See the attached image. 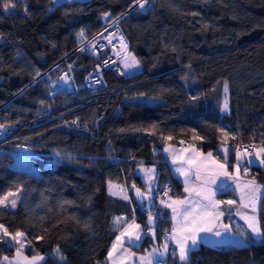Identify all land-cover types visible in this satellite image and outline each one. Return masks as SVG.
Listing matches in <instances>:
<instances>
[{
    "label": "trees",
    "instance_id": "trees-1",
    "mask_svg": "<svg viewBox=\"0 0 264 264\" xmlns=\"http://www.w3.org/2000/svg\"><path fill=\"white\" fill-rule=\"evenodd\" d=\"M114 18L139 69H106L99 88L50 93L64 68L60 56ZM72 59L78 74L97 61L87 51L71 52ZM1 115L20 124L0 139V196L10 205L16 199L14 208L0 204V223L25 234L22 249L43 254L38 264H103L113 216L127 209L124 217L143 227L147 210L111 196L107 183H139L138 167L147 164L157 176L152 189L166 185L177 195L181 183L164 145L179 139L204 150L227 143L231 160L235 150L246 152L237 145L254 144L248 174L263 185L264 230V156L255 155L264 148V0H149L145 10L133 0H0ZM72 116L91 121L89 128L64 122ZM19 150L38 173L12 164ZM156 209L155 235L167 238L168 211ZM152 240L147 233L141 245ZM14 247L0 235V264ZM160 261L264 264V239L199 242L185 261Z\"/></svg>",
    "mask_w": 264,
    "mask_h": 264
},
{
    "label": "crops",
    "instance_id": "crops-1",
    "mask_svg": "<svg viewBox=\"0 0 264 264\" xmlns=\"http://www.w3.org/2000/svg\"><path fill=\"white\" fill-rule=\"evenodd\" d=\"M164 152L168 158L169 167L171 172L178 178L180 181V192L177 195L168 193L166 196L161 198L155 205L151 203V189L157 183V176L155 168L152 165L140 164L138 167V172L140 174L141 181L139 183H132L131 185H123L120 182L110 181L107 183V192L113 197H119L125 200L129 205L134 204L137 206H143L147 210L143 213L142 218L148 224L149 229L144 231L142 227V222L138 219H134L135 224L140 225L139 231L141 232V239L138 242H135V245L125 243V247L129 249L130 252L135 253L131 259H126L123 262L117 261V264H140L139 257L147 256L149 253H152L153 249H157L153 255L155 260L153 264H156L157 260H164L165 257L169 255L170 258H179L178 248L173 239V228L178 226L181 220L180 212L182 208L180 205H173L177 208V213H173L172 208L167 207V204H172L176 200H188L191 201H201L202 197L197 195V191L202 187L207 189L210 188L215 192L214 199L221 202H226L228 200L236 201L233 205H228L227 203L220 204V211H223L224 215L220 217L219 221L214 225L213 232L200 233V236L203 237L199 242H206L211 245L223 246L231 244H244L249 242L252 239L250 235V230H247L246 221L242 218L244 214H251L249 208L243 207L245 203L250 201H255L257 213L259 208L260 196L263 190V185L254 179V177L248 174L251 164L254 160L252 155H244L239 160V171L237 172L234 165L237 164V152L245 153V151L235 150L232 160L229 159L230 147L227 143L219 144L214 150L197 147L193 143H190L186 140L179 139L174 142H167L164 145ZM208 153H212V156L209 157ZM249 161H252L249 163ZM226 164L227 172L231 173L232 176H236V179L231 177H226L223 175L217 176L216 173L224 171L219 165ZM200 165V175L197 178L196 175V166ZM184 169V172L178 171L177 169ZM245 168H247V173H245ZM151 170V171H149ZM215 176V183H209L210 179ZM254 181L255 184L252 186H247L248 182ZM221 182H224L223 184ZM137 189L141 193L137 195ZM188 189V191H185ZM224 192V193H223ZM127 196L128 199H124V196ZM243 196V200L241 199ZM163 201V203H162ZM207 203V201H203ZM190 206V205H189ZM157 207L167 209L168 215L170 217V222L168 229L170 230L169 237L165 238L161 235V232L158 235H155L156 232V217H157ZM187 207V206H186ZM201 205L198 204L196 211H200ZM120 211L128 212L127 209H121ZM116 213L111 220V228L114 230V237L110 243V246L106 252L105 258L103 259V264H112V260L116 259V255L112 258H108V252L112 247L113 242L116 239V236L119 235V232L127 225L133 222V220H128L126 217L122 216L120 213ZM240 213V215L237 214ZM119 219V222L117 221ZM150 218L152 223H150ZM228 226V231L225 232L224 226ZM241 230H247L249 232L248 236H240ZM220 231L221 236H215L214 232ZM149 234L153 240L149 243L148 246L141 245L142 238L145 234ZM257 238V237H255ZM167 246V252L163 256L160 253L164 252V247ZM173 249H177L175 254H173ZM24 251V250H23ZM25 252V251H24ZM43 256V254H38ZM8 257V261H2V264H24L21 259L14 258L13 254L4 255ZM40 261L37 262V264Z\"/></svg>",
    "mask_w": 264,
    "mask_h": 264
},
{
    "label": "snow or ice",
    "instance_id": "snow-or-ice-1",
    "mask_svg": "<svg viewBox=\"0 0 264 264\" xmlns=\"http://www.w3.org/2000/svg\"><path fill=\"white\" fill-rule=\"evenodd\" d=\"M133 3L137 5L141 10H145L146 5L149 4V0H133ZM15 5H11L8 2L4 3V8L7 9L9 7H14ZM82 35V33H81ZM126 48V45H125ZM107 63V61H105ZM139 64V61L136 59L135 56H126L125 57V67H133ZM39 75V73H38ZM64 79H68L67 74L65 75ZM227 91V84H225V92ZM225 109H227V101L224 105ZM5 126L0 125V129H3ZM253 153L251 151H247L245 153L237 152V164L234 165L237 172L239 171L240 165L239 160L244 155H252ZM59 155V153H57ZM255 155L259 158L261 156H264V148H261L258 152L255 153ZM208 156L211 157L212 153H208ZM252 161H249L251 163ZM260 163L264 165V159L260 160ZM221 169H224V171L216 173L217 176L223 175L226 177H231L232 179H236V176H232L231 173L227 172L226 164L219 165ZM178 171L184 172V169H177ZM151 171V170H149ZM245 173H247V168H245ZM196 175L197 178H199L200 175V165L196 166ZM209 183H215V176H213ZM222 184L224 182H221ZM254 181L248 182L247 186L254 185ZM185 191H188V189H185ZM141 193L137 189V195H140ZM11 195V194H9ZM197 195H200L202 197L201 201H191L188 200H176L173 201L172 204H167V207L172 208L173 213H177V208L173 207V205H180L182 208V211L180 212L181 220L179 222L178 226H174L173 228V239L175 241V244L178 248L179 252V259L181 261H185L188 257V254L190 251H192L196 245L197 241L202 240L203 237L200 236V233H208L213 232L214 225L219 221L220 217L224 215L223 211H220V204L221 203H227L228 205H233L236 203L234 200H228L226 202L217 201L214 199L215 192H213L210 188H201L197 191ZM0 199V204H4L5 200ZM124 199H128V197L125 195ZM241 199L243 200V196H241ZM203 201H207V203H203ZM163 203V201H162ZM200 204L201 208L200 211H196L197 205ZM190 205V206H189ZM11 207H16V199L13 198L11 200ZM187 206V207H186ZM243 207L249 208L251 210V214H244L242 218L246 221L247 230H250V235L252 238L260 237L261 239H264V230H262L261 227V221L259 219L256 203L255 201H250L248 203H245ZM238 215H240L239 212H237ZM120 218H117V221L119 222ZM151 223V218L150 221ZM140 225L135 224V221L133 220L132 223L127 224L120 232L119 235L116 236L115 241L112 244L111 249L108 252V258H112L114 254L116 255V259L112 260V264H117V261L123 262L126 259H131L133 256H135V253H132L129 251L128 248L125 247V243L135 245V242L140 241L141 239V232L139 231ZM0 230L3 231L5 235H9L8 230L4 228L3 225H0ZM225 232L228 231V226H224ZM247 230H241L240 236H248L249 232ZM215 236H221L220 231L214 232ZM14 241L17 245L16 248V255L17 257H20L22 255L20 249L24 247V243L26 241L25 234L22 232L17 231L14 235H11L10 241H7V243L11 244V242ZM177 249H173V254H175ZM157 249H153L152 253H149L147 256H140L139 261L140 264H153V261L156 259L153 253H155ZM57 252H59V249H57ZM167 252V246L164 247V252L160 253L161 256L164 255V253ZM4 261H8V257L3 258ZM23 259L27 260V257H23ZM43 256L34 255L31 260L29 261V264H37L38 261L43 260ZM60 259L63 261L65 258L61 255Z\"/></svg>",
    "mask_w": 264,
    "mask_h": 264
},
{
    "label": "built area",
    "instance_id": "built-area-1",
    "mask_svg": "<svg viewBox=\"0 0 264 264\" xmlns=\"http://www.w3.org/2000/svg\"><path fill=\"white\" fill-rule=\"evenodd\" d=\"M111 19L94 33L83 38L74 48L64 53L58 61L64 62V68L58 73L56 77V85L50 90V93L58 90L65 89L73 91L77 94L80 88L94 89L103 86L104 81L102 78V72L106 69L111 70L114 74H123V68L121 66V58L128 50V42L123 35L120 27ZM126 45V48H125ZM76 51L77 54L87 51L97 57V61L93 67L81 74L76 73L73 65V60H67V56ZM107 61V63H105ZM98 65V68H96ZM41 73V72H40ZM67 74L68 79H64ZM48 113V110L44 109L36 114V117H43ZM64 122L72 125L75 128H82L84 130L89 128L91 121H82L78 116H72L64 119ZM19 119L16 121L6 119L4 115L0 116V125H4L3 129H0V139L10 134L17 126H19ZM238 150L245 149L247 151L254 150V144L252 142L241 143L237 145ZM169 192V188L166 185L155 187L151 190V200L159 201ZM140 211L144 212L145 209L140 207ZM122 216H125V212H120ZM138 216L137 212H132L130 219ZM143 229L147 231L149 226L147 223L143 225ZM164 236H169L170 231L163 229ZM156 264H163L160 260L156 261Z\"/></svg>",
    "mask_w": 264,
    "mask_h": 264
},
{
    "label": "rangeland",
    "instance_id": "rangeland-1",
    "mask_svg": "<svg viewBox=\"0 0 264 264\" xmlns=\"http://www.w3.org/2000/svg\"><path fill=\"white\" fill-rule=\"evenodd\" d=\"M126 56H134V55H133L131 52L127 51V52L122 56V58H121V66H122V68H123L124 73H125V74H129V73H132V72L137 71V70L139 69V67H140L139 64L136 65V66H133V67H127V68L124 66V65H125V57H126ZM12 164H13L14 166H16V167H19V168L25 169V170L28 171V172L38 173V168L36 167V165H34V164L30 161V159L28 158V155L26 154V151H22V150L17 151V152L15 153V157H14V160L12 161ZM0 199H4V197L0 196ZM4 204H6V205H8L9 207H11L10 204H7V203H4ZM151 220H152V219H151ZM151 223H152V221H151ZM0 225H3V224L0 223ZM3 226H4V225H3ZM4 228H6V227L4 226ZM6 229H7V228H6ZM16 232H17V231L11 233V232L8 231L9 235H6V241H10L11 235H14ZM19 232H21V231H19ZM0 235H1V236H2V235H5V234L3 233L2 230H0ZM13 242H14V241H12L11 243H13ZM16 248H17V245L15 244V247H14V249H13L12 254H13L14 258L16 257V258H18V259H21V261H23L24 264H29V261L31 260V258H32L34 255H38V254H40V253H26V252H24L23 249L21 248L20 251H21L22 255H21L20 257H17V255H16ZM23 257H27L28 259L25 260V259H23Z\"/></svg>",
    "mask_w": 264,
    "mask_h": 264
},
{
    "label": "water",
    "instance_id": "water-1",
    "mask_svg": "<svg viewBox=\"0 0 264 264\" xmlns=\"http://www.w3.org/2000/svg\"><path fill=\"white\" fill-rule=\"evenodd\" d=\"M139 8V7H138ZM140 9V8H139ZM96 68H98V65H96Z\"/></svg>",
    "mask_w": 264,
    "mask_h": 264
},
{
    "label": "bare ground",
    "instance_id": "bare-ground-1",
    "mask_svg": "<svg viewBox=\"0 0 264 264\" xmlns=\"http://www.w3.org/2000/svg\"><path fill=\"white\" fill-rule=\"evenodd\" d=\"M116 20V19H115ZM115 20H114V22H115ZM128 51V50H127Z\"/></svg>",
    "mask_w": 264,
    "mask_h": 264
}]
</instances>
